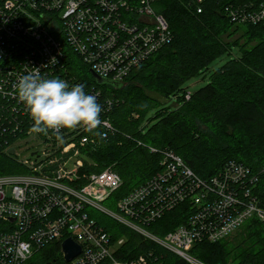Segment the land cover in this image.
<instances>
[{"label":"trees","instance_id":"16d2710c","mask_svg":"<svg viewBox=\"0 0 264 264\" xmlns=\"http://www.w3.org/2000/svg\"><path fill=\"white\" fill-rule=\"evenodd\" d=\"M190 1L159 0L155 10L167 23L168 41L121 78L113 79L112 72L101 75L103 82L90 73L94 72L93 61L83 60L63 34L56 8L40 7L54 18L51 23L24 20L27 29L43 26L58 43V49L51 46V57L47 59L38 52V40L33 36L25 42L15 36L8 38L12 47L0 57V175L30 173L32 164L47 157H38V151H34L20 159L15 154L16 145L23 139L33 137L56 155L63 145L74 142L75 148L68 152L77 150L82 159L77 172L81 178L76 183L83 182L86 174L110 167L119 174L120 184L108 199L116 203L137 192L140 195L135 198V207L147 205L150 210L157 195L158 187L154 186L164 183L158 181L168 174L165 165L168 152H172L191 170V178L182 175L190 187L171 190L166 198L170 207L147 225L156 235H164L185 222L191 210L197 208L188 192L202 194L208 192L207 186L215 188L228 173L236 172L233 162L254 172L263 170L254 193L264 208V20L231 21L224 3L238 0H202L200 12ZM122 22L130 24L127 18ZM86 46L88 58L107 66L110 61L105 60L99 45ZM98 52L101 55L95 58ZM107 58L110 60L109 55ZM39 64L41 76L59 77L69 86L81 84L87 94L96 96L101 111L93 131L80 126L49 130L47 134L33 131V122L17 100L12 83ZM191 82L199 85L190 87ZM82 137L87 139L83 144L79 143ZM224 164L228 167L222 170ZM180 169L175 175L181 176ZM201 181L205 184H197ZM180 191L182 196L177 195ZM91 218L101 224L96 217ZM111 227L103 229L113 242L125 238L114 251L115 258L129 259L153 251L149 259L156 257L158 264H184L181 258L137 232L117 222ZM238 239L235 244L224 239L201 241L189 253L206 264H264V222L251 217L243 223ZM59 251L56 244L41 247L30 259L34 264H62ZM101 264H108V260Z\"/></svg>","mask_w":264,"mask_h":264},{"label":"built area","instance_id":"2783aa9c","mask_svg":"<svg viewBox=\"0 0 264 264\" xmlns=\"http://www.w3.org/2000/svg\"><path fill=\"white\" fill-rule=\"evenodd\" d=\"M158 1L39 0L38 3L37 0H0V57L9 53L7 49L12 46H9L8 38L13 36L21 42L33 36L38 40V52L44 53L47 59L51 57V46L58 49V43L45 33L43 26L34 29L23 26L26 19L48 20L50 23L54 20L44 14L46 11L40 8L43 5L45 10L57 9L63 34L83 60L93 61L91 67L96 74L106 76L112 72L113 79L121 78L168 41L167 23L155 10ZM201 1H190L196 12L201 10ZM224 9L234 23L264 20V0L227 1ZM126 18L130 24L122 22ZM87 44L99 45L105 60L110 61L107 66L86 56ZM101 52L95 58L100 57ZM39 67L40 64L35 68ZM14 79L12 84L15 85L18 78ZM86 140L82 137L79 143ZM74 148L75 143L68 142L56 155L51 154L49 146H43L38 157H47L32 164L30 173L0 175V264H34L30 258L38 249L56 244L62 250L61 241L67 237L77 243L80 250L69 261L64 260L62 253V264H101L105 260L108 264H158L159 260L154 257L149 259L151 252L129 259L115 258L114 251L125 238L119 237L113 242L110 233L104 232L98 223L96 225L89 209L107 214L120 225L154 241L181 258L184 264H205L189 253L196 243L223 240L251 217L264 222V208L254 193L259 173L263 170L254 172L233 162L236 176L228 173L224 180L215 184V188L207 186V193L194 195L190 190L188 193L197 208L191 210L185 222L173 230L156 235L147 229V225L170 207L166 199L168 195L178 188L190 187L182 175L191 178V170L183 165L180 158L172 152L166 155L168 174L162 175L158 181L164 183L153 184L158 189L152 209L148 210L147 205L135 207V198L140 195L135 192L119 199L115 203L118 210L111 212L104 208L102 202L108 200L110 193L119 186V174L106 167L84 175V181L76 183L81 178L77 172L82 159L78 157L77 150L73 154L68 152ZM178 167L181 168V176L175 175ZM202 183L205 184L204 181L197 182ZM181 192L177 195L182 196Z\"/></svg>","mask_w":264,"mask_h":264},{"label":"clouds","instance_id":"9594fccd","mask_svg":"<svg viewBox=\"0 0 264 264\" xmlns=\"http://www.w3.org/2000/svg\"><path fill=\"white\" fill-rule=\"evenodd\" d=\"M15 93L33 122L34 132L47 134L77 126L91 132L100 122L101 106L95 95L87 94L81 84L69 86L59 77L41 76L38 68L18 78Z\"/></svg>","mask_w":264,"mask_h":264},{"label":"rangeland","instance_id":"374dc122","mask_svg":"<svg viewBox=\"0 0 264 264\" xmlns=\"http://www.w3.org/2000/svg\"><path fill=\"white\" fill-rule=\"evenodd\" d=\"M235 52V51H234ZM190 87H194L195 85L198 86L199 84H194L193 82H191ZM26 140V141H24ZM41 143L38 140H34L33 137H28L27 139H23L22 142L18 143L16 145V155L19 156L20 159H25L29 156V154L31 152L34 151H40L41 149ZM102 205L104 206V208L108 211L111 212H116V207H115V201H113V199H108L104 202H102ZM89 212L96 217L97 219H99L100 223L103 226H108L110 227V229H112L111 225L113 223H115V221L113 220V218H110L107 214H104L102 212H99L98 210H93V209H89ZM243 229V224L240 225L238 227V229L234 230L233 232H231L230 234H228L224 240L227 241L230 244H235L237 242H239L238 240V233L240 230Z\"/></svg>","mask_w":264,"mask_h":264},{"label":"water","instance_id":"95a60500","mask_svg":"<svg viewBox=\"0 0 264 264\" xmlns=\"http://www.w3.org/2000/svg\"><path fill=\"white\" fill-rule=\"evenodd\" d=\"M90 73L92 76L98 81V82H103V78L98 76L95 72L90 70ZM12 150H9V153H11ZM61 249L64 253V260L69 261L72 259L74 256H76L80 250V247L77 243H75L70 237H67L61 241ZM52 262H49L47 264H51Z\"/></svg>","mask_w":264,"mask_h":264},{"label":"bare ground","instance_id":"6f19581e","mask_svg":"<svg viewBox=\"0 0 264 264\" xmlns=\"http://www.w3.org/2000/svg\"><path fill=\"white\" fill-rule=\"evenodd\" d=\"M145 6H147L146 4H145ZM226 167H228V165L227 164H224L223 165V168H222V170L224 169V168H226ZM96 225H97V222H96ZM101 227H102V230L104 231V232H106L104 229H103V226L101 225V224H99ZM60 252V257H62V250H60L59 251ZM151 255H153V251H151V253H150ZM64 257V256H63ZM155 259H156V257H154ZM203 262V261H202ZM205 263V262H204ZM206 264V263H205Z\"/></svg>","mask_w":264,"mask_h":264},{"label":"flooded vegetation","instance_id":"af4514ba","mask_svg":"<svg viewBox=\"0 0 264 264\" xmlns=\"http://www.w3.org/2000/svg\"><path fill=\"white\" fill-rule=\"evenodd\" d=\"M51 264H53V263H51Z\"/></svg>","mask_w":264,"mask_h":264}]
</instances>
